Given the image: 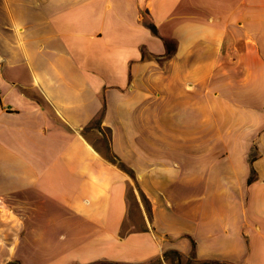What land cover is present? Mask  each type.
Listing matches in <instances>:
<instances>
[{"label": "crops", "instance_id": "0c3cea01", "mask_svg": "<svg viewBox=\"0 0 264 264\" xmlns=\"http://www.w3.org/2000/svg\"><path fill=\"white\" fill-rule=\"evenodd\" d=\"M6 208L35 264H264V0H0Z\"/></svg>", "mask_w": 264, "mask_h": 264}, {"label": "rangeland", "instance_id": "374dc122", "mask_svg": "<svg viewBox=\"0 0 264 264\" xmlns=\"http://www.w3.org/2000/svg\"><path fill=\"white\" fill-rule=\"evenodd\" d=\"M95 125V123H94ZM100 139V140H99ZM96 143V147L100 150L101 153L105 154L111 159L110 151L107 147L110 139V133L108 131L103 132L101 136H99ZM139 193L136 185L133 181H130L126 190V198L128 202V218L124 223V226L121 230L122 234H127L129 232H134L138 230H143L144 227V220L141 212L138 210L137 202L135 199V194ZM141 204L146 209L147 213V200L144 196L140 197ZM4 212H8L12 215L14 220L13 227L11 229L0 227V264H35L45 261L46 253L43 249H45V245H41V252L39 254L36 253L35 245H22L21 236H20V227H19V220H20V213L13 211L12 208L4 209ZM18 221V222H16ZM3 223V222H2ZM3 228V229H1ZM5 235V236H2ZM39 257V258H38ZM174 263L177 264L178 261L174 257H172ZM6 262V263H4ZM110 262V261H108ZM112 262V261H111ZM149 264H158L155 261ZM180 264H198L196 261L193 260H186L183 259Z\"/></svg>", "mask_w": 264, "mask_h": 264}, {"label": "trees", "instance_id": "16d2710c", "mask_svg": "<svg viewBox=\"0 0 264 264\" xmlns=\"http://www.w3.org/2000/svg\"><path fill=\"white\" fill-rule=\"evenodd\" d=\"M152 30L154 31V29L152 28ZM124 234H122L123 236ZM176 257H177V261L178 263L177 264H180V262L182 261L181 258H180V255L178 254H174ZM164 258H165V255H164ZM186 260H191L190 258L186 259ZM155 261L156 263L160 262V259L159 258H152L150 260H148L147 262L143 263V264H149L151 262ZM198 264H220L219 261H209V262H197ZM88 264H138V263H121V262H108V261H94V262H90ZM173 264V263H171Z\"/></svg>", "mask_w": 264, "mask_h": 264}]
</instances>
